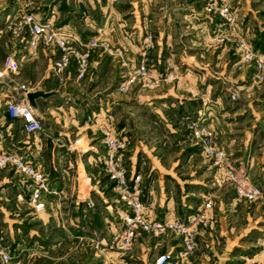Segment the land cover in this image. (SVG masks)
<instances>
[{
  "label": "rangeland",
  "instance_id": "1",
  "mask_svg": "<svg viewBox=\"0 0 264 264\" xmlns=\"http://www.w3.org/2000/svg\"><path fill=\"white\" fill-rule=\"evenodd\" d=\"M134 3L138 9L143 4L140 0ZM54 4H58L57 20L64 13L74 12L61 0H0V61L11 54L20 65L19 71L0 82V96L5 94L1 114L19 84L32 85L49 74L50 66L49 53L38 56L30 52L28 35L13 38L10 23L18 22L24 12L50 18ZM154 4L153 10L163 21L154 27L169 29L172 43L159 48L160 31L149 26L142 40L151 43L147 50L151 70L155 74L173 72L174 80L152 90L136 82L127 93L118 92L124 68L114 56H105L90 68L86 79L68 83L59 93H50L42 108H53L55 114L45 115L42 132L27 136L19 123L6 121L0 126V139L8 145L15 140H42L48 148L66 150L73 159L86 156L85 164L96 186L103 193L109 192L120 207L104 161L88 158L91 153L106 150V132L112 130L126 142L125 165L141 171L143 198L146 203L154 201L157 212H164L159 204L172 201L174 217L186 219L211 198L219 214L216 217L213 213L210 223L194 229L196 246L192 251L185 248L180 235L148 234L151 239L146 236L142 242L146 264L162 254L169 255L163 264H264V197L243 203L223 168L206 157L189 129L192 122L205 120L204 108H216V117L220 123L224 121L232 137L249 138L245 146L238 145L239 140L232 146H243L245 157L259 148L257 142L264 144V79L260 81L256 68L243 62L239 54L242 39L264 52V0H158ZM222 4L235 17L233 22L220 13ZM143 51L136 49L138 62ZM48 82L45 79L38 86L46 85L48 89L57 85ZM146 94L152 98L144 99ZM211 128L215 142L222 146L221 131L217 135L218 130ZM92 147L94 151L87 150ZM258 159L264 165V149L258 152ZM78 170L76 175L84 170L82 163ZM2 172L16 182L0 184V232L12 243L11 234L18 225L15 222H21L25 229L37 216L27 203L28 182L13 170ZM262 172L258 169L251 179L264 184ZM152 185L154 196L150 194Z\"/></svg>",
  "mask_w": 264,
  "mask_h": 264
},
{
  "label": "crops",
  "instance_id": "2",
  "mask_svg": "<svg viewBox=\"0 0 264 264\" xmlns=\"http://www.w3.org/2000/svg\"><path fill=\"white\" fill-rule=\"evenodd\" d=\"M61 1L66 5L70 4L74 8V12L72 14L63 12L61 20H57L56 10L58 4H54L50 10L52 11L50 18H37L36 15L35 17L44 21L51 20L59 28L77 33L86 40L97 37L113 47L125 48L127 50L126 58H128L131 65H135L138 62L139 56L136 49L143 47L144 39L142 40V34L148 26L155 30L159 29V41L157 42L159 48L162 49L172 43L170 41L171 31L169 29L165 27L162 30L159 27H154V24L158 25L159 22H163L159 20L160 18L158 19L160 13L154 11L152 8L158 0H140L143 4L139 9L138 4L134 3V1L138 0ZM74 13H77V15H74ZM1 32L2 30L0 29ZM163 37L166 40H162L161 38ZM27 48L31 52L28 44ZM35 53L38 56L49 53V74L37 78L35 83L28 85L29 92L44 91L50 94L56 91L59 93L58 91L68 83L79 82L75 79L74 66L62 78H59L52 72L51 65L59 55L57 51L41 46ZM37 55L35 57H38ZM105 56H109V54L102 50H95L91 58V69L95 64L101 63ZM15 59L17 60V58ZM113 59L120 62L116 57ZM45 79L49 81L48 83L57 84L56 87L47 89L46 85L44 87L38 86ZM117 91L119 92V90ZM4 95L2 93L0 96V108L4 106ZM148 95H144L143 98H152ZM50 96L35 99L34 111L42 117L44 124L46 114H55L53 108H42L43 103H46ZM204 109L206 113L204 121L210 127L218 130L217 135L221 131L220 145L224 146L228 151V160L236 168L241 178H243L242 181L264 187V184L256 183L255 180L251 179V175L258 169L263 171L261 174H264L263 161L258 159V152L263 151L264 144L257 142L256 144L259 148L250 153L248 157H245L242 147L247 144L246 142L249 138H245L244 136L241 139L232 137L231 132L227 131V125L223 124L224 121L220 123L219 118L216 117V108ZM6 121L17 122L20 125L18 120L10 119L8 121L4 110L2 114L0 112V126H3ZM25 135L30 136L34 134ZM40 141L21 142V140H15L8 145L4 144L3 140L0 139V148L8 151L27 153L34 162L42 163L50 174L54 188L61 192L58 197L51 196L47 198L46 209L43 212L35 213L37 217L32 226L24 229V227L20 226L21 222H15L19 226L17 225V228L11 234L13 244L12 264H146V254L142 242L146 236L147 239H151L152 236L145 234L140 236L131 250L117 251L108 247V243L121 228V222L118 220L115 211L119 204L109 192L103 193L96 186L92 171L85 164L87 157L80 156L74 159L81 158V163L84 165L86 173L93 178L92 185L87 183L84 172L81 171L82 173L80 172V174L76 175V171L71 169L69 160L72 157L67 154L66 150H56V146L54 149L48 148L47 143ZM236 142H238V145L243 146L236 145V148L232 147ZM19 143L23 144L15 145ZM94 149L95 147L87 148L89 151H94ZM104 156L105 150L103 152L91 153L88 158L104 161ZM128 169L130 176L141 173V171H137L135 166ZM12 178L2 172L0 173V184L14 185L16 182ZM3 189L4 187L2 186L1 190ZM150 194L155 195L153 185L150 188ZM87 198L92 200V207L87 206ZM242 201L245 204L250 203ZM147 204L149 206V213L153 218L176 219L174 217L175 213L172 201H169L166 205L159 204L164 209L163 213L156 211L154 201H149ZM213 213L216 217L219 216L215 206ZM97 242H100L99 245H96Z\"/></svg>",
  "mask_w": 264,
  "mask_h": 264
},
{
  "label": "built area",
  "instance_id": "3",
  "mask_svg": "<svg viewBox=\"0 0 264 264\" xmlns=\"http://www.w3.org/2000/svg\"><path fill=\"white\" fill-rule=\"evenodd\" d=\"M210 8L209 10H211ZM220 13L228 21H234L229 8L222 4ZM9 29L16 39H23L27 34V44L33 52L41 46L57 51L58 57L51 65L52 72L62 78L66 72L74 66L75 79L84 80L91 68L93 52L102 47V51L119 59L124 68L118 90L127 93L133 83H140L143 88H162L175 79L173 72L155 74L149 65L147 50L151 47L148 39H145L141 53V59L135 65H130L126 58L127 50L122 47H113L109 43H103L99 38L84 39L77 33L64 30L56 26L51 20L37 19L35 15L24 12L18 22H11ZM239 54L243 62L253 65L256 77L264 79V52L255 49L249 42L242 39L239 44ZM19 69V63L11 54L3 57L0 63V82L9 74H14ZM28 86L19 84L18 88L10 94L6 102L5 115L11 120L20 122L21 130L25 134H36L44 130L43 119L34 111V107L27 98ZM189 129L196 137L206 157L215 165L223 168L227 180L236 187L238 197L247 202H255L264 197V187L251 183H244L236 168L228 160V151L219 146L214 140V131L204 120L194 121ZM104 165L110 179L114 182V190L118 201L122 206L118 207L116 216L121 222V228L108 243V247L117 251L131 249L142 235L164 236L177 234L182 236L183 245L188 251L196 246L194 229L200 225L208 224L214 218V202L206 199L203 207L194 214H189L186 219H159L153 218L149 213V206L143 198V177L141 173L130 176L129 169L125 165L126 142L120 140L118 134L112 130L106 132ZM80 159H70L69 166L74 170L80 167ZM77 166V169L75 167ZM13 170L20 179L27 181V203L32 213L43 212L47 207V198L60 196V191L54 188L50 174L42 163L34 162L27 153L8 151L0 148V173ZM87 183L92 185L93 178L84 170ZM88 207L93 206L91 199L87 198ZM97 242L96 245H99ZM169 258L168 254L160 255L149 264H163ZM13 259V244L6 240L0 232V264H11Z\"/></svg>",
  "mask_w": 264,
  "mask_h": 264
},
{
  "label": "water",
  "instance_id": "4",
  "mask_svg": "<svg viewBox=\"0 0 264 264\" xmlns=\"http://www.w3.org/2000/svg\"><path fill=\"white\" fill-rule=\"evenodd\" d=\"M48 96H50V94L44 91H33L27 93V98L29 99V101L31 102L34 108H35V99H37L38 97L47 98Z\"/></svg>",
  "mask_w": 264,
  "mask_h": 264
},
{
  "label": "trees",
  "instance_id": "5",
  "mask_svg": "<svg viewBox=\"0 0 264 264\" xmlns=\"http://www.w3.org/2000/svg\"><path fill=\"white\" fill-rule=\"evenodd\" d=\"M7 117V116H6ZM8 121L10 120L8 117H7Z\"/></svg>",
  "mask_w": 264,
  "mask_h": 264
}]
</instances>
